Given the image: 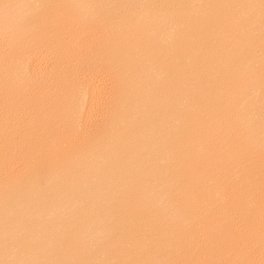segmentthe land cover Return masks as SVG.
I'll return each instance as SVG.
<instances>
[{
	"label": "bare ground",
	"instance_id": "obj_1",
	"mask_svg": "<svg viewBox=\"0 0 264 264\" xmlns=\"http://www.w3.org/2000/svg\"><path fill=\"white\" fill-rule=\"evenodd\" d=\"M0 264H264V0H0Z\"/></svg>",
	"mask_w": 264,
	"mask_h": 264
}]
</instances>
